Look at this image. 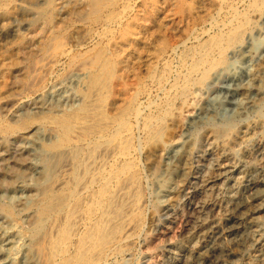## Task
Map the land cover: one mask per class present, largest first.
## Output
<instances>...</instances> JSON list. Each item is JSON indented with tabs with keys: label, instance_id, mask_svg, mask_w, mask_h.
I'll return each mask as SVG.
<instances>
[{
	"label": "bare ground",
	"instance_id": "6f19581e",
	"mask_svg": "<svg viewBox=\"0 0 264 264\" xmlns=\"http://www.w3.org/2000/svg\"><path fill=\"white\" fill-rule=\"evenodd\" d=\"M48 1L0 0V82L10 69L8 55L13 41L21 38L22 30L37 17L41 4ZM106 1L87 0V12L80 21L89 16L101 18L95 26L87 27L82 40L69 42L57 31H49L39 40L24 58L15 93L3 100L8 107L3 111L5 116L28 100L34 103V112L11 121L0 115V140L10 144L22 140L30 148L39 147L43 164L33 169L38 173L37 183L28 203L20 202V209H15L0 201V212L10 220L0 225V264L112 263L128 251L140 223L142 180L130 162V127L132 122L141 125L148 137L153 117L142 115L138 89L145 80H153L162 66L163 76L171 71L167 60L184 46V37L189 36L187 22L195 16H208L218 4L217 0H118L121 5L117 10L101 16ZM237 24L181 50V66L191 56L194 59L185 74H180L184 79L175 92L178 97L187 93L194 76L204 82L217 81L225 74L222 72L228 53L242 43L249 21L244 18ZM262 69L248 76L234 72L225 76L228 86L223 93L236 105L235 116L251 110L256 105L255 96L264 94ZM60 70L75 77V101L68 107L42 101L46 80L56 78ZM159 74L158 78L163 79ZM170 86L176 88L174 84ZM37 130L41 136H35ZM189 153L187 139L165 152L161 158L165 174L159 193L167 192L172 176L183 177ZM147 154H152L151 149ZM252 155V162L249 159L238 168L242 186L233 190L231 201L223 207L212 205L205 209L206 217L196 234L199 246L178 264H264V224L257 221V215L264 213V148H256ZM17 164L20 163L11 161V168H20ZM216 171L210 182L222 174L219 168ZM13 186L24 190L20 183ZM201 213L193 206L190 221ZM23 216L31 219L29 225L22 223ZM250 248L255 249L252 254L244 253Z\"/></svg>",
	"mask_w": 264,
	"mask_h": 264
},
{
	"label": "rangeland",
	"instance_id": "374dc122",
	"mask_svg": "<svg viewBox=\"0 0 264 264\" xmlns=\"http://www.w3.org/2000/svg\"><path fill=\"white\" fill-rule=\"evenodd\" d=\"M216 2L218 8L211 11L208 16H195L194 21L187 22L189 36L184 37L186 45L181 46L167 60L166 66L171 71L164 73L163 76L162 66L158 71L163 79L158 78L160 76L158 72L156 76H152L155 79L145 80L138 89L139 92L141 91L142 115L151 114L153 117V130L148 137L144 134L141 125L132 122L130 127L133 135L130 143L132 155L130 162H132V170L134 169L142 180V196L140 194L141 200L138 201L141 203H139L140 218L138 217L140 223L138 221L139 225L133 234L128 251L108 264H178L189 256V253L199 246L196 234L202 226L201 223L204 222L206 217L204 212L207 207L212 205L223 207L231 201L235 191L243 184L238 172L240 166L249 159L252 162V154L256 148H264V94L255 96L256 105L254 104L251 110L237 116L235 112L233 113L236 105L224 95L228 86L225 77L227 74L234 72L236 75L245 76L253 74L261 67L263 68L261 71L264 72V0H217ZM120 5L118 0L106 1L101 16L109 10H117ZM189 5L192 6V3L190 2ZM86 10L87 0H49L41 4L37 17L23 29L24 31L22 30L23 35L13 41V48L9 51L10 69L0 82V115H3L8 108L6 103L4 104V98L14 94L17 89L24 58L31 53L37 42L45 38L49 31L63 33L65 40L69 42L82 40L87 27L95 26L101 18L92 15L93 17L89 16L88 20L81 22ZM244 18L249 21V26L242 38L243 45L241 43L235 47L240 51L233 50L232 53L229 52L231 54L228 53L222 72L225 74L220 75L218 82L213 79L207 80L208 82H198V77L194 76L191 82L194 83L189 84L187 93L178 97L175 92L179 85H183L184 79L180 74H185L194 59L191 56L188 63L185 62L181 66L179 62L181 52L203 43L215 33L225 32L229 28L236 27L235 25L238 26L237 23ZM242 48L246 49L242 50ZM181 69L184 70L181 72ZM158 80L162 85L156 86V83H160ZM74 81L75 77L72 74L60 70L56 78L46 80L41 94L42 101L45 104L54 101L60 107H68L75 101L72 92ZM170 84H174L176 88H170ZM218 102H222L220 103L222 105H218ZM33 104L28 100V103L14 108L10 115L3 116L7 121H11L18 115L34 112ZM237 133L239 135L234 139ZM36 134L41 136L38 130L35 133L38 137ZM186 139L190 144L186 171L181 178L172 176L167 192L159 193V185L165 174L161 160L167 150L175 148ZM29 146L27 141L20 140L10 144L6 140H0V201L11 204L15 209H20L22 204L28 203L33 198L38 175L33 169L43 164L42 150L33 145L31 148ZM149 149L152 154L146 155ZM6 155L7 157L3 158ZM13 160L20 163L17 164L20 168L14 170V167L11 168ZM217 168L222 174L210 182L211 177L218 173ZM4 172L11 175H4ZM16 183H20L24 190L16 189L13 186ZM193 206H197L204 216L190 221L189 213L193 210ZM257 216V221L264 224V213ZM28 219L30 218L27 216L22 217V223L26 226L30 222ZM9 222V217L0 212V225ZM261 237H264V231ZM252 251L255 249H247L244 253L252 254Z\"/></svg>",
	"mask_w": 264,
	"mask_h": 264
}]
</instances>
